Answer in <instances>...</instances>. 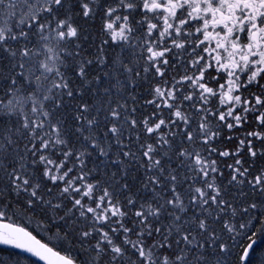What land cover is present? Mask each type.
<instances>
[{
	"label": "snow or ice",
	"instance_id": "obj_1",
	"mask_svg": "<svg viewBox=\"0 0 264 264\" xmlns=\"http://www.w3.org/2000/svg\"><path fill=\"white\" fill-rule=\"evenodd\" d=\"M0 264H264V0H0Z\"/></svg>",
	"mask_w": 264,
	"mask_h": 264
}]
</instances>
